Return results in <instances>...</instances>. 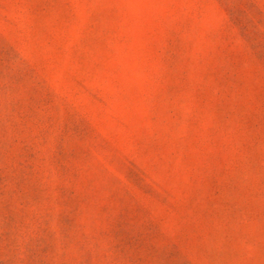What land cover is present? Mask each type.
<instances>
[{
    "label": "rangeland",
    "instance_id": "1",
    "mask_svg": "<svg viewBox=\"0 0 264 264\" xmlns=\"http://www.w3.org/2000/svg\"><path fill=\"white\" fill-rule=\"evenodd\" d=\"M0 264H264V0H0Z\"/></svg>",
    "mask_w": 264,
    "mask_h": 264
}]
</instances>
